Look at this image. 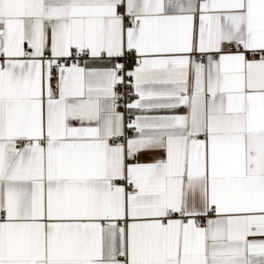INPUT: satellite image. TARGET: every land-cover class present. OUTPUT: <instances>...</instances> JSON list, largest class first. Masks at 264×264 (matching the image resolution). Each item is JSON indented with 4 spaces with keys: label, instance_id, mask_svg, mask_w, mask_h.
<instances>
[{
    "label": "snow or ice",
    "instance_id": "6c2138e0",
    "mask_svg": "<svg viewBox=\"0 0 264 264\" xmlns=\"http://www.w3.org/2000/svg\"><path fill=\"white\" fill-rule=\"evenodd\" d=\"M0 264H264V0H0Z\"/></svg>",
    "mask_w": 264,
    "mask_h": 264
}]
</instances>
